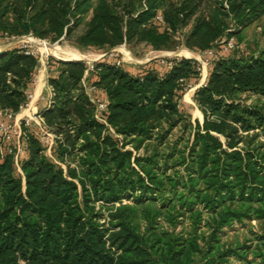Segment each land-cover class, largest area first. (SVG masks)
I'll list each match as a JSON object with an SVG mask.
<instances>
[{
    "label": "trees",
    "instance_id": "16d2710c",
    "mask_svg": "<svg viewBox=\"0 0 264 264\" xmlns=\"http://www.w3.org/2000/svg\"><path fill=\"white\" fill-rule=\"evenodd\" d=\"M165 2L0 0V38L162 50L193 19L183 44L204 52L264 16V0ZM116 59L86 75L85 61L49 58L51 104L39 113L58 162L36 124L22 127L18 166L15 138L0 132V264H264V42L213 60L194 93L203 122L181 105L198 60L134 74ZM39 67L19 45L0 52V110L29 102Z\"/></svg>",
    "mask_w": 264,
    "mask_h": 264
},
{
    "label": "rangeland",
    "instance_id": "374dc122",
    "mask_svg": "<svg viewBox=\"0 0 264 264\" xmlns=\"http://www.w3.org/2000/svg\"><path fill=\"white\" fill-rule=\"evenodd\" d=\"M165 1L166 2L162 6V8H167L170 5H174L180 2V0H165ZM225 6L227 7L226 3ZM139 7L141 8V5ZM199 10L200 13L204 12L205 11L204 6H202ZM200 13H197V15H199ZM192 25H193V19H191L187 25L182 27V29H180L174 34L175 44L172 49L155 50L151 46L147 45L145 42H137V41L132 42L131 44L123 43L111 49L92 48V47L86 48V47H80L77 44H75L73 40L66 38H62L56 42H50L46 40L47 43L50 45H46L42 47L40 46V49L44 53L45 51L51 52L50 57H53L55 59L58 58L63 60H70L71 59L69 58L70 56L62 52L60 53L58 51L59 49L58 46H60L65 51H72L74 53L79 54V56L71 60L84 61L90 59V60H96L95 62H98L104 58H108L112 49H117L116 51H113L114 53L113 57L121 60L123 67L134 74L140 72V70H142L148 64H152L151 66L164 70V66L169 65V60L171 58H176V57L194 58L198 60L201 64V77L197 82L194 81L191 84L190 88L187 90V92L184 94L181 100V105L184 112L190 115L193 122H195L196 120L202 122L203 115L194 101V93L198 88V86H202L206 83L211 63L216 57L221 55L236 54V53L240 54L243 52L249 53L256 51L260 47H262L264 42V16L259 21H256L247 27V29L244 31L242 35L241 40L235 38V42L237 40V44L235 43V46L233 48L228 47L226 41H221L219 43V47L206 50L204 52L191 50L183 44L184 36L191 30ZM85 29H86V23L83 22L76 28L74 34L77 36L83 33ZM224 39L227 40V38ZM23 44L30 45L32 47L36 45L35 43L29 41L14 43V45H19V46H23ZM232 49L233 51H231ZM126 52L128 53V56L125 54ZM103 54H107V56H104ZM41 76H42L41 72L38 71L35 77V83H39V80L42 79ZM46 153L50 158L58 162L57 159L55 158L56 155L53 154L52 150L47 149ZM62 165L63 167H65L64 164ZM19 170L20 168H18V171ZM230 233H233V230Z\"/></svg>",
    "mask_w": 264,
    "mask_h": 264
},
{
    "label": "built area",
    "instance_id": "2783aa9c",
    "mask_svg": "<svg viewBox=\"0 0 264 264\" xmlns=\"http://www.w3.org/2000/svg\"><path fill=\"white\" fill-rule=\"evenodd\" d=\"M157 19L159 21H163V18L161 15L157 16ZM12 41L15 43L26 42V41L35 43L36 45L34 47H32L30 45H26V44H23V46H20V47L25 51L26 54H33V55L39 56L40 64H44L46 66L48 74H49V70H53L49 66V58H50L51 52L45 51V53H44L40 49V46L42 47V46L50 45L47 43L46 39H40V38L34 37L32 34H28V35L16 37V38L1 37L0 38V52L7 50V49H4L3 46L9 42H12ZM222 41H226L228 47H230V48H233L235 46V43H236L234 37H230V38H227V40L224 39ZM116 50L117 49H112V51L108 57L112 58L114 55L113 51H116ZM103 55L107 56V54H103ZM57 60H59V59L57 58ZM84 61L87 64L86 75H88V73L94 71L96 60L88 59V60H84ZM114 64L117 66H120V65H122V61L119 59H116ZM38 71H39V69H38ZM34 84H35V80H34ZM93 90H94L93 86L87 87V93L90 96L91 101L96 106V117L99 119H102V118H100V114L106 108L107 104L105 102L98 100L94 96V94L92 93ZM32 97H33V94H30L29 95V102L25 106H22L20 108V110L16 113L9 111V110H0V116H2L3 118L6 119V120H3L0 122V132L2 134L3 141H8V140L15 138L16 143H17V149H16V152L14 155V160H15V163L17 165H18L19 156L23 153V150L21 147V136H22V132H23L22 131L23 126H29L32 123L36 124L43 131V134L45 136L44 142L48 145L47 149L52 150V146L54 144L55 134L48 131V130H45L42 127V125L44 123V119L39 112L32 113V114L26 115V116H20V112L26 110L29 107L30 102L32 100Z\"/></svg>",
    "mask_w": 264,
    "mask_h": 264
},
{
    "label": "crops",
    "instance_id": "0c3cea01",
    "mask_svg": "<svg viewBox=\"0 0 264 264\" xmlns=\"http://www.w3.org/2000/svg\"><path fill=\"white\" fill-rule=\"evenodd\" d=\"M15 42H9L5 44L3 47L4 49H10L13 48ZM39 71L41 72V80H39V83L34 84L33 89V97L30 102L29 107L20 112V116H26L30 115L32 113L39 112L43 109H48L50 107L51 102V90L48 86V72L46 69V66L44 64H40Z\"/></svg>",
    "mask_w": 264,
    "mask_h": 264
},
{
    "label": "bare ground",
    "instance_id": "6f19581e",
    "mask_svg": "<svg viewBox=\"0 0 264 264\" xmlns=\"http://www.w3.org/2000/svg\"><path fill=\"white\" fill-rule=\"evenodd\" d=\"M50 48V47H49ZM58 51L61 53H64V54H67L68 56H70L69 58H71V59H75L77 56H79V54H77V53H74V52H72V51H65V50H63L60 46H58ZM127 56H128V53L126 52L125 53ZM130 56V55H129ZM136 60V59H135Z\"/></svg>",
    "mask_w": 264,
    "mask_h": 264
},
{
    "label": "water",
    "instance_id": "95a60500",
    "mask_svg": "<svg viewBox=\"0 0 264 264\" xmlns=\"http://www.w3.org/2000/svg\"><path fill=\"white\" fill-rule=\"evenodd\" d=\"M59 60H62V61H72L71 59L70 60L59 59ZM198 87H200V86H198ZM202 122H203V120H202Z\"/></svg>",
    "mask_w": 264,
    "mask_h": 264
}]
</instances>
